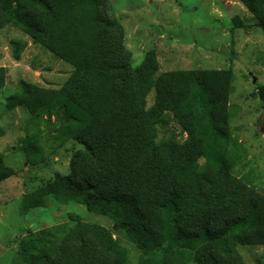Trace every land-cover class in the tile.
<instances>
[{
	"label": "trees",
	"instance_id": "1",
	"mask_svg": "<svg viewBox=\"0 0 264 264\" xmlns=\"http://www.w3.org/2000/svg\"><path fill=\"white\" fill-rule=\"evenodd\" d=\"M239 1L264 30V0ZM111 11V0H0V30L16 25L74 67L58 88L21 80L7 100L37 125L50 123L59 144H82L70 172L25 193L24 207L45 208L51 195L108 216L139 248L137 264H247L238 246L264 245V194L233 172L241 152L229 129L232 69L160 71L155 49L134 65ZM14 45L19 60L28 42ZM5 74L0 67V90ZM171 119L183 141L157 139ZM26 144V160L36 164L42 152ZM11 174L0 160V181ZM72 222L27 233L15 264H127L112 228Z\"/></svg>",
	"mask_w": 264,
	"mask_h": 264
},
{
	"label": "rangeland",
	"instance_id": "2",
	"mask_svg": "<svg viewBox=\"0 0 264 264\" xmlns=\"http://www.w3.org/2000/svg\"><path fill=\"white\" fill-rule=\"evenodd\" d=\"M111 6V15L125 26L134 65L155 49L160 71L232 69L229 129L241 152L233 172L264 194V30L250 10L239 0H111ZM16 40L28 42L19 62L14 61ZM0 67L6 70L0 90V124L5 129L0 160L12 169L0 181V264H15L27 233L53 225L80 219L115 231L108 216L75 202L58 204L51 195L45 197V208L24 207L25 193L70 172L71 157L82 144L73 138L59 144L50 123L41 120L37 125L25 107L8 109L7 100L21 80L58 88L74 67L13 24L0 30ZM154 99L153 90L148 106ZM170 121L169 130L159 128L157 139L174 136L183 141L187 134ZM27 140L42 152L33 165L26 160ZM114 236L128 249L127 264H137L139 248L124 234L115 231ZM238 251L247 264H264V245H239Z\"/></svg>",
	"mask_w": 264,
	"mask_h": 264
},
{
	"label": "crops",
	"instance_id": "3",
	"mask_svg": "<svg viewBox=\"0 0 264 264\" xmlns=\"http://www.w3.org/2000/svg\"><path fill=\"white\" fill-rule=\"evenodd\" d=\"M128 47H129V46H128ZM14 61H15V62H19V60H18V59H15Z\"/></svg>",
	"mask_w": 264,
	"mask_h": 264
}]
</instances>
